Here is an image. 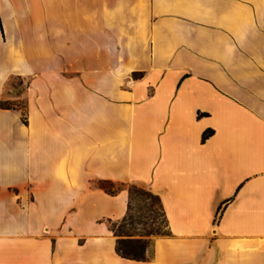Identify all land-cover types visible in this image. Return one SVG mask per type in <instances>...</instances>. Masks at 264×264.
Instances as JSON below:
<instances>
[{
	"label": "crops",
	"instance_id": "crops-1",
	"mask_svg": "<svg viewBox=\"0 0 264 264\" xmlns=\"http://www.w3.org/2000/svg\"><path fill=\"white\" fill-rule=\"evenodd\" d=\"M13 77L0 264H264V0H0V102ZM102 181L159 197L146 261Z\"/></svg>",
	"mask_w": 264,
	"mask_h": 264
},
{
	"label": "rangeland",
	"instance_id": "rangeland-1",
	"mask_svg": "<svg viewBox=\"0 0 264 264\" xmlns=\"http://www.w3.org/2000/svg\"><path fill=\"white\" fill-rule=\"evenodd\" d=\"M26 82L19 78H11L5 87V98L2 102L18 108L23 107L20 99ZM127 189L131 193L129 218L125 226L119 230L121 237L131 240H141L149 244L147 252H150L154 240L165 237L169 234L168 224L162 212L159 201L150 197L148 189L137 184L119 185L115 184V189ZM119 224H111L118 230ZM148 255V253H147Z\"/></svg>",
	"mask_w": 264,
	"mask_h": 264
},
{
	"label": "trees",
	"instance_id": "trees-1",
	"mask_svg": "<svg viewBox=\"0 0 264 264\" xmlns=\"http://www.w3.org/2000/svg\"><path fill=\"white\" fill-rule=\"evenodd\" d=\"M141 76H142L141 74H135L134 78H139ZM0 108L4 109V110H17V109H23L24 106L22 108H18L15 106H11L8 103L0 102ZM212 135H213V131H211V130L206 131L203 134L202 142L205 143ZM98 186H99V188L104 190L107 194L112 195V196L116 195L121 190L120 188L115 189V184L110 182V181H102L98 184ZM129 194H130V199H131V193L129 192ZM147 194L150 197L157 199L161 205L159 197L153 195L150 191H148ZM129 207H130V204H129ZM161 208H162V206H161ZM162 212H163V209H162ZM222 213H223V209L220 208L219 212H218V218H220L222 216ZM163 214H164V212H163ZM164 217H165V215H164ZM128 218H129V211H128L126 218L122 222L112 223V224H116V225L119 224L118 230L115 229V226H113V227L110 226L112 232L114 233V235L116 237H121L119 230L125 226V224L128 221ZM166 222H167V220H166ZM167 224H168V222H167ZM167 236H170V231H169V234ZM148 248H149V244L147 242H144L141 240H131L129 238L128 239L127 238H118L116 250H117V253L124 259L143 262V261H146L148 259V255H147Z\"/></svg>",
	"mask_w": 264,
	"mask_h": 264
}]
</instances>
